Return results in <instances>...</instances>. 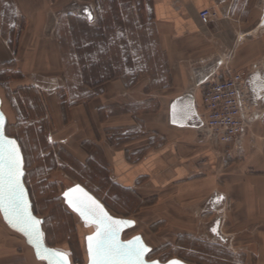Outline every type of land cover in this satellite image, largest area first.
I'll use <instances>...</instances> for the list:
<instances>
[{
  "label": "rangeland",
  "instance_id": "obj_1",
  "mask_svg": "<svg viewBox=\"0 0 264 264\" xmlns=\"http://www.w3.org/2000/svg\"><path fill=\"white\" fill-rule=\"evenodd\" d=\"M69 1L47 0L41 5L49 10L48 19L52 11H59L55 32L48 27L52 39L57 32L59 44H53L56 52L53 57L51 45L42 43L37 57L30 60L19 54L26 24L22 12L15 0H9L11 5L0 4V98L8 121L6 134L21 146L25 183L34 213L45 221L47 244L69 253L73 264H87L86 236L93 233V228L84 225L63 198L66 190L81 185L114 217L136 220L137 226L126 231L123 239L145 236L152 248L147 257L149 261L166 263L177 259L188 264H264V251L256 250L257 240L237 235L241 228L224 218L225 210L217 214L223 218L221 235H215L212 230L217 218L209 217L206 211L202 219L196 220L194 233L177 234L176 227L183 220L168 204L173 201L172 196L159 193L154 199L163 200L165 209L138 213L139 205H132L129 195L112 186L109 164L98 158L103 163L99 166L92 157V153L96 156L103 152L102 148L97 145L90 148L89 141L76 140L79 147L75 155L64 142L65 126L73 122L69 116L71 107L95 97L99 85L123 78L129 83L148 82L160 88L165 85L173 66L189 62L174 52L175 46L169 43V31L153 21L151 0ZM259 7L264 14V0H260ZM53 18L50 26L56 24ZM249 20H254L251 10L243 22ZM251 34L252 38L257 37ZM206 63L210 64L209 60ZM194 64L195 61L190 60L191 70L201 67L199 64L193 67ZM230 67L229 61L222 58L218 70L230 71ZM248 70L245 78L255 71H263L264 63L256 70ZM191 77V81L195 79L194 74ZM156 101L160 104V100ZM122 137L126 140L129 135ZM97 167L105 172H98ZM9 244L21 250L18 262L11 259L9 264H45L36 262L33 249L21 235H14ZM261 248L264 250V245Z\"/></svg>",
  "mask_w": 264,
  "mask_h": 264
},
{
  "label": "crops",
  "instance_id": "obj_2",
  "mask_svg": "<svg viewBox=\"0 0 264 264\" xmlns=\"http://www.w3.org/2000/svg\"><path fill=\"white\" fill-rule=\"evenodd\" d=\"M15 1L26 22L19 54L27 60L35 58L42 43H49L53 50L59 37L56 32L52 39L48 27L55 32L59 11H52L48 19L49 10L41 6L47 0ZM0 4L11 5L9 0H0ZM259 5L260 0H151L153 21L169 31L174 52L189 62L173 66L160 88L123 78L99 85L95 97L71 107L73 122L65 126L64 142L75 155L79 147L76 140L89 141L90 148H102L103 152L92 153V157L99 166L101 162L109 164L112 186L129 195L132 205H139L138 213L165 209V202L154 197L166 193L173 198L168 203L177 210L173 212L183 220L176 227L177 234L194 233L196 220L206 211L209 217L217 218L213 232L218 236L223 218L217 214L225 210L224 218L241 228L237 235L254 237L256 250L263 253L264 116L245 138L231 144L210 137L198 116L203 113L202 85L218 70L222 58L229 61L231 73L256 70L264 63V14ZM204 10L217 13V19L203 21L200 13ZM249 10L254 20L243 22ZM51 17L57 21L50 26ZM247 26L252 28L245 33ZM251 33L257 37L252 38ZM190 60L195 61L193 67H201L191 70ZM246 82L254 104L264 112V70L251 73ZM125 134L129 138L123 140ZM97 171L105 172L99 167ZM124 220L131 222L129 229L137 226L134 219ZM0 221V264H9L11 259L18 262L21 250L9 244L17 233ZM140 236L152 249L145 236Z\"/></svg>",
  "mask_w": 264,
  "mask_h": 264
},
{
  "label": "snow or ice",
  "instance_id": "obj_3",
  "mask_svg": "<svg viewBox=\"0 0 264 264\" xmlns=\"http://www.w3.org/2000/svg\"><path fill=\"white\" fill-rule=\"evenodd\" d=\"M3 124V116L0 114V209L5 211L14 226L18 225L30 239L35 238L39 254L42 235L38 228L40 221L29 211L21 182L23 170L20 150L15 140L4 136ZM73 207L86 219L91 217L97 226L95 237H89L92 264H147L144 257L149 249L141 243L140 238L137 237L127 244L122 243L119 232L123 222L108 216L91 197H88L87 203L78 201ZM49 255L59 258L56 264H69L64 253L55 252Z\"/></svg>",
  "mask_w": 264,
  "mask_h": 264
},
{
  "label": "built area",
  "instance_id": "obj_4",
  "mask_svg": "<svg viewBox=\"0 0 264 264\" xmlns=\"http://www.w3.org/2000/svg\"><path fill=\"white\" fill-rule=\"evenodd\" d=\"M203 21L217 19V13L204 10ZM204 95L199 121L202 129L221 143L241 141L254 124L264 116L261 107L254 104L245 73L215 70L203 83Z\"/></svg>",
  "mask_w": 264,
  "mask_h": 264
},
{
  "label": "water",
  "instance_id": "obj_5",
  "mask_svg": "<svg viewBox=\"0 0 264 264\" xmlns=\"http://www.w3.org/2000/svg\"><path fill=\"white\" fill-rule=\"evenodd\" d=\"M187 112L190 113V110L187 111ZM0 114H2L3 120H4V124H3V133H4V136L7 139L15 140L16 143H17V146H18V148L20 150V154H21V157H22V170H23V175L21 177V182H22L23 187H24L25 199L28 202L29 211H30L31 215L36 220H39L40 221V224L38 225V228H39V230H40V232L42 234L41 237H40V253L38 254L37 244H36L35 238L30 239L29 236L25 235L24 232L20 230V228H19L18 225L17 226H14V224L12 222H10L9 216L6 215V213H5V211L3 209H0L1 219L3 220V222L13 232L21 235L25 239V242L27 243V245L33 249L34 254H35V257H36V259L38 261L43 262L45 264H56V261L59 258L54 257V256H51L49 254L50 253H55V252H60V253L66 254V257L65 258L68 260L69 264H73L72 258H71V256H70L69 253H67L65 251H62L60 249H56V248L50 247L47 244L46 236H45V232H44V223H45V221L43 219L39 218L34 213V211H33V204H32V201H31V196H30L29 190H28V188L26 186V183H25V170H24V163H25V161H24V155H23L21 146H20L19 142L15 138H12V137H10V136H8L6 134V126H7V122L8 121H7L6 115L2 111V99L1 98H0ZM77 189H81L82 191H77ZM88 197H91V199L94 200L104 210V212H106L108 214V216L112 217L114 220L123 222L122 226L120 227V232H119V240L122 243L127 244L130 241L135 240L137 237L140 238L141 243L147 249H149V251L146 253V255L144 257V259L147 261V264H172V262H178V264H188V263H186L184 261L177 260V259L170 260V261H168L166 263H162L160 261H149L147 259V257L149 255V253L151 252V249L145 244L142 236L138 235V236H135V237H133V238H131L129 240H124L123 239V234L131 227V224H129L128 221L122 220L120 218H116L113 215H111V213L107 210V208L97 198H95V196L93 194H91L83 186H81V185H75V186H73L70 189H68V190L65 191V193L63 194V198L65 200V204L67 205V207L80 218V220L82 221V223L84 225H86V226H89V227H92L93 228V233H91L90 235L86 236V252H87V257H88L87 264H92V257H91V254L89 252V237H95L96 232H97V226H96L95 222L92 220L91 217H89V218L86 219L84 216H82L80 214V212L77 211L76 208L73 207V204L77 203L78 201H84V202L87 203L88 202ZM70 201H72V203H70Z\"/></svg>",
  "mask_w": 264,
  "mask_h": 264
},
{
  "label": "flooded vegetation",
  "instance_id": "obj_6",
  "mask_svg": "<svg viewBox=\"0 0 264 264\" xmlns=\"http://www.w3.org/2000/svg\"><path fill=\"white\" fill-rule=\"evenodd\" d=\"M90 228H92V227H90Z\"/></svg>",
  "mask_w": 264,
  "mask_h": 264
}]
</instances>
